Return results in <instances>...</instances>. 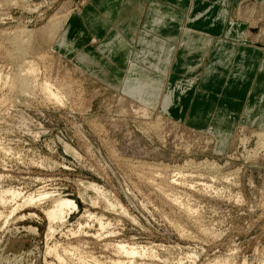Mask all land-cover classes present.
<instances>
[{"label":"rangeland","instance_id":"obj_1","mask_svg":"<svg viewBox=\"0 0 264 264\" xmlns=\"http://www.w3.org/2000/svg\"><path fill=\"white\" fill-rule=\"evenodd\" d=\"M143 1L148 11L142 23L148 30L134 35L119 31L122 38L115 32L109 45L100 40L105 32L99 24L88 25L95 13L93 8L82 11L88 0H0V190L20 195L1 192L0 264H264V137L257 135L263 132L258 122L248 117L264 120V0H205L215 6L214 13L194 10V0ZM222 5L227 19L215 31L209 27H218ZM62 12L70 13L63 27L70 24L71 29L64 45L58 43L57 26L49 24L64 20ZM129 19L138 21L134 13ZM142 35L146 42L141 43ZM246 36L256 44L246 43ZM80 52L89 54L98 76L77 63ZM163 58L166 64L156 63ZM207 67L211 76L205 80ZM102 68L118 90L101 80ZM16 70L24 75L17 77ZM48 80L58 101L42 90ZM201 85L205 91L197 93ZM179 87L191 96L172 100L168 107L180 140L174 149L156 138L150 122L161 116L157 110L163 91ZM141 91L150 109L142 116L126 115L119 97L129 94L131 102L145 108L137 102ZM208 130L232 138L222 146ZM27 195L33 202L23 199ZM59 196L76 208L65 209L53 223L45 212ZM121 243L141 249L131 256L116 250Z\"/></svg>","mask_w":264,"mask_h":264},{"label":"bare ground","instance_id":"obj_2","mask_svg":"<svg viewBox=\"0 0 264 264\" xmlns=\"http://www.w3.org/2000/svg\"><path fill=\"white\" fill-rule=\"evenodd\" d=\"M83 1H85V0H83ZM228 1L229 0H221V3H227L228 4ZM84 3V2H83ZM67 4H68V2H67ZM226 5V4H225ZM159 8V7H158ZM215 9V6H212L210 9H208V12L209 11H211L212 9ZM66 9H68L67 7H66ZM65 9V10H66ZM214 9H213V11H212V13H214ZM238 9H239V12H238V16H240V13L242 12V11H240L241 9H242V7H240V5L238 6ZM264 9V8H263ZM69 10V9H68ZM73 10V9H72ZM62 11V10H61ZM60 11V12H61ZM70 12V11H69ZM66 13V14H64L63 12V18H64V20H60V21H58L59 19H57V21H55L54 20V22H49V24L50 25H52V27H55L56 28V26H57V28H58V30H57V37H58V43L60 44V45H64L65 43H66V41H67V37H68V34H69V29H70V24H67L65 27H63V25H64V21H65V19H67L68 18V16H70V13ZM219 14H218V16H219V18H218V20H217V22H220L219 23V25H218V27L217 28H215V24H214V28H212L213 30H217L219 27H220V25H221V23H223L224 21H226V19H227V14H228V11H227V9L225 8V6H223L222 5V9L218 12ZM61 14V13H60ZM55 15V14H54ZM62 15V14H61ZM57 16V15H56ZM58 17V16H57ZM241 17V16H240ZM54 18V17H53ZM56 19V18H55ZM61 19V18H60ZM53 21V20H52ZM229 21H230V19H229ZM245 21V20H244ZM56 22V23H55ZM216 22V23H217ZM238 22V21H237ZM48 24V27H51L50 25ZM44 25V24H43ZM260 26V25H259ZM262 26V25H261ZM44 27V26H43ZM212 27H213V25H212ZM46 28V27H45ZM49 29V28H48ZM54 29V28H53ZM23 30H25V31H28L29 32V35H31L30 34V30H27V29H23ZM23 30H22V33H23ZM39 30V29H38ZM46 30V29H45ZM43 31V30H42ZM19 32H21V29L19 30ZM37 32V31H36ZM39 32H41L40 30H39ZM32 33V32H31ZM44 33V32H43ZM54 33H56V32H54ZM17 34H18V32H17ZM47 34V33H46ZM51 34V33H50ZM23 35V34H22ZM27 35V34H26ZM208 35V34H207ZM20 36H21V34H20ZM20 36H18V37H20ZM32 36V35H31ZM45 36V35H44ZM117 36V35H116ZM28 37H30V36H28ZM42 37V36H41ZM122 37V36H121ZM24 38V37H23ZM17 39V38H16ZM20 39H21V37H20ZM27 40L26 41H28V38H26ZM31 39H32V37H31ZM55 39V38H54ZM78 39H80V38H78ZM254 39V37H252V36H246L245 37V39H243L246 43H249V45H251V46H254L256 43H255V40H253ZM256 39V38H255ZM19 40V39H18ZM17 40V41H18ZM212 40V39H211ZM14 41H16V40H14ZM21 42H23L24 43V39L22 40H20ZM54 41V40H53ZM19 42V41H18ZM29 42H30V39H29ZM85 42V41H84ZM99 42V41H98ZM120 46L121 47H125V44H123V41L120 39ZM207 42L208 43H210V39L208 40L207 39ZM239 42V41H238ZM257 42V41H256ZM15 43V42H14ZM17 43V42H16ZM26 43H28V42H26ZM53 43V42H52ZM29 44V43H28ZM27 44V45H28ZM44 44V43H43ZM15 45H19V43L18 44H15ZM21 45V47L20 48H22V44H20ZM19 45V46H20ZM30 45V44H29ZM111 45V44H110ZM18 46V47H19ZM240 46H241V48H243V49H246V47L245 46H248V45H245V44H240ZM18 47H17V49H18ZM84 47V46H83ZM109 47H111V46H109ZM16 48V47H15ZM19 48V49H20ZM28 48H29V46H28ZM32 48V47H31ZM254 48V47H253ZM23 49H25V48H23ZM70 49V48H69ZM112 49V48H111ZM249 49V48H248ZM14 50V49H13ZM250 50H252V51H254L255 52V50H253V49H250ZM22 51H24V50H22L21 49V52ZM56 51V50H55ZM11 53H12V51H10ZM16 52V51H15ZM20 52V53H21ZM31 52V51H30ZM42 52V51H41ZM79 52V51H78ZM77 52V53H78ZM257 52V51H256ZM19 53V52H18ZM107 54V53H106ZM114 54V56H117L118 55V52H115V53H113ZM131 54V53H130ZM255 54V53H254ZM256 55V54H255ZM129 56V55H128ZM11 57V56H10ZM18 57V56H17ZM104 57V56H103ZM19 58H20V56H19ZM43 58V57H42ZM70 60V59H69ZM20 61H21V58H20ZM76 61H77V63L78 64H80L85 70H87L88 72H91L92 74H94L95 76H98L97 74H95V71H92L91 70V68H90V64H94V61L92 60V58L89 56V54H87V53H85V52H80L78 55H77V58H76ZM32 62V61H31ZM30 62V63H31ZM128 62H131V58H129V61ZM25 63V62H24ZM27 64H29V62H27ZM97 64V63H96ZM95 64V65H96ZM20 65V64H19ZM21 65H22V63H21ZM23 66V65H22ZM25 66V65H24ZM23 66V68H27V66H25L24 67ZM30 66H31V64H30ZM32 67H34L33 65H32ZM32 67H28V70L29 71H34L33 70V68ZM260 68H261V70H264V60L261 62V64H260ZM19 69L20 70H22L21 68H20V66H19ZM119 69V68H118ZM94 70V69H93ZM17 71V70H16ZM26 71V70H25ZM17 72H19V73H14L15 75H17V74H21L22 76L24 75V74H22V73H20V71H17ZM23 72V71H22ZM35 72V71H34ZM108 70H107V68L106 69H104V68H102L101 69V73H102V76L103 77H101V80L105 83V84H108L109 86H113V89H115V90H118L119 89V86L118 85H112L111 83H109L107 80V78L108 77H106L107 76V74H108ZM205 72V75H204V79L206 80V79H208L211 75H210V73H211V70H210V67L208 68H206V70L204 71ZM24 73H28V71H26V72H24ZM32 73V72H31ZM29 74V73H28ZM28 74L26 75V77H28ZM33 74V73H32ZM12 75V74H11ZM11 75L10 76H7V77H10V78H12L11 77ZM36 75V74H35ZM18 76H20V75H17V77ZM21 76V77H22ZM201 76V75H200ZM199 76V77H200ZM17 77H16V79H17ZM30 77H34V76H30ZM29 77V78H30ZM10 78H6V80L7 79H10ZM13 78H14V80H13ZM13 78L11 79L12 81H16V83H17V80L15 79V77L13 76ZM25 78V77H24ZM24 78L22 77V79H21V81L22 80H24ZM34 78H38L37 76L36 77H34ZM87 79V78H86ZM89 79H90V77H89ZM188 79H189V77H188ZM26 80V79H25ZM29 80V79H28ZM31 80H34L33 78H31ZM43 80H45V79H43ZM42 80V81H43ZM72 80V79H71ZM74 80V79H73ZM78 80V79H77ZM11 81V83L12 84H14L13 82ZM19 81V80H18ZM82 81V80H81ZM196 81V80H195ZM9 82H10V80H9ZM9 82H7L6 81V83H9ZM23 82V81H22ZM35 82H36V79H35ZM75 82H76V80H75ZM80 82V81H79ZM78 82V83H79ZM208 82V81H207ZM4 83V82H3ZM21 83V82H20ZM20 83H18L17 85H19ZM23 83H25V82H23ZM33 83H34V81H33ZM37 84H38V82H36ZM41 83V82H40ZM55 83V82H54ZM83 83V82H82ZM11 84V85H12ZM25 84H27V83H25ZM56 84V83H55ZM61 84H65L64 86L66 87V82L65 83H61ZM76 84H77V82H76ZM95 84V83H94ZM111 84V85H110ZM144 84V83H143ZM9 85V84H8ZM28 85V84H27ZM41 85V84H40ZM58 85V84H57ZM61 86V87H64V86ZM78 85V84H77ZM82 85V84H81ZM145 86H146V83L144 84ZM262 85V84H261ZM15 86V85H14ZM19 86H21V85H19ZM23 87V89H25V90H27L26 88H28V87H30L29 85H28V87L26 86V88H25V86H24V84L22 85ZM38 86V85H37ZM68 86V85H67ZM79 86V85H78ZM9 87H11L10 85H9ZM17 87V86H16ZM52 85L49 83V80L48 81H46V82H44L43 83V85H42V90H44L45 92H46V94H48V96L47 97H50L51 99H55V100H59L60 99V95L59 94H57L56 92H53L51 89H52ZM60 87V86H59ZM60 87V88H61ZM205 86L204 85H201V88H199V90H198V92L197 93H200V92H203V91H205V90H201L202 88H204ZM13 88V87H12ZM11 88V89H12ZM15 88V87H14ZM22 88H19V89H21V90H23ZM41 88V87H40ZM59 88V89H60ZM110 88V87H109ZM146 88V87H145ZM10 89V88H9ZM29 89V88H28ZM35 89V88H34ZM57 89V88H56ZM63 89V88H62ZM111 89V88H110ZM31 90V89H30ZM100 90V89H99ZM115 90H113V91H115ZM135 90H138V89H135ZM13 91V90H12ZM14 91H15V89H14ZM28 91V90H27ZM25 92L26 94H29L28 92ZM32 91H33V89H32ZM43 91V92H44ZM61 91V90H60ZM59 90H58V92H60ZM97 90H95V92H96ZM138 91H140V90H138ZM23 92V91H22ZM30 92V91H29ZM25 93H23V94H25ZM61 93V92H60ZM64 93V92H63ZM63 93H61L62 94V96L64 95ZM82 93V92H81ZM98 93V92H97ZM192 93H195V95H196V92H191V94ZM31 94H32V92H31ZM37 94V93H36ZM137 94H139L140 95V100H138L137 99V102L139 101L143 106H145V108H143L141 105H138V104H134L133 102H131L130 101V98H129V94H127V95H123V96H121V97H119L120 98V104H121V110H122V108H123V111H125V114L127 115V114H129V115H132L133 116V114L134 113H139L140 115L141 114H143L144 113V110L145 109H147V108H149L150 109V106H148V104H146V103H144L145 101L144 100H142V97H143V92L141 91V92H137ZM230 94V93H229ZM41 95V94H40ZM262 98H264V88H263V92H262ZM46 96V95H45ZM82 96V95H81ZM94 96H95V94H94ZM135 96V95H134ZM189 96H191L190 95V93H186L185 92V90H183V88L181 87H179V90L178 91H176L175 90V88L174 89H170V90H168V91H163V97H162V99H161V103H160V105H159V107H158V112L159 113H161V116L159 117V116H157V118H155V121H152V122H150V125H151V123L153 124L152 126H154V133L156 134V138L160 141V142H162V143H166L167 144V146L169 145V147H174L178 142H180V140L179 139H177V135H176V132H175V128H176V124H177V122H174V121H172V120H174V118H173V114H171L170 113V111H168V107H169V105H171V104H173L174 103V101H172V100H175L176 102L178 101V98L180 97V98H182V100H185L186 98H188ZM194 96V95H193ZM229 96V95H228ZM227 96V97H228ZM238 96V95H237ZM64 98H65V96H63ZM91 97V96H90ZM89 97V98H90ZM40 98V97H39ZM83 98V97H82ZM119 98H118V100H119ZM239 98V97H238ZM248 98V97H247ZM237 99V98H236ZM239 99H241V98H239ZM17 100V99H16ZM47 100H49V102H50V99H48L47 98ZM66 100V99H65ZM61 101V100H60ZM67 101V100H66ZM81 101H82V99H81ZM52 102H54V100L52 101ZM56 102V101H55ZM62 102V101H61ZM61 102H59V103H61ZM90 102V101H89ZM196 102H197V100H196ZM58 103V102H57ZM88 103V102H87ZM92 103V102H91ZM118 103V102H117ZM186 103V102H185ZM200 103V102H199ZM62 104V103H61ZM60 104V105H61ZM83 104V103H82ZM90 104V103H89ZM88 104V107L90 106ZM180 104H182V102H180ZM194 104V103H193ZM198 104V103H197ZM196 104V105H197ZM64 105V104H63ZM195 105V104H194ZM193 107V106H192ZM86 108H87V106H86ZM172 108H174V106H172ZM154 109V108H153ZM120 110V111H121ZM249 109L248 108H246V112L248 111ZM119 111V112H120ZM147 112V111H146ZM149 112H151V111H149ZM149 112H147V113H149ZM154 113H155V111H154ZM248 113V112H247ZM118 114V113H117ZM122 114V113H121ZM120 114V115H121ZM124 114V115H125ZM197 114V113H196ZM119 115V114H118ZM134 116H136V115H134ZM142 116V115H141ZM140 116V117H141ZM162 116H165V118H163ZM249 118H250V121L251 122H258V124H259V126H260V128H261V130L263 131V132H258V136H259V138L260 137H264V120L262 121V119L259 121V119H258V117L257 116H254V115H249L248 116ZM247 117V118H248ZM138 118V117H137ZM136 118V119H137ZM92 119V118H91ZM149 119V118H148ZM164 119H167V120H165L164 121ZM153 120V119H152ZM194 120H197V117H194ZM95 121V120H94ZM140 121V120H139ZM144 121V120H143ZM148 121V120H147ZM146 122V121H145ZM166 122V123H165ZM188 123H189V125L192 123V121H191V118L189 119V121H188ZM95 124V123H94ZM140 124V123H139ZM145 124V123H144ZM148 124V123H147ZM141 125L143 126V124L141 123ZM146 125V124H145ZM182 125H183V123H182ZM182 125H180V126H182ZM98 126V125H97ZM99 126H101L100 125V123H99ZM148 126V125H147ZM151 126V127H152ZM167 126V127H166ZM102 127V126H101ZM146 127V126H145ZM143 128H144V126H143ZM149 128V127H148ZM145 129V128H144ZM179 130V129H178ZM210 130V129H209ZM208 130V131H209ZM194 131V130H193ZM105 132L107 133V131L105 130ZM104 132V133H105ZM146 132V131H145ZM150 132V131H149ZM149 132H147V133H149ZM197 132V131H196ZM217 132V131H216ZM223 132V131H222ZM255 132V131H254ZM208 133H210L211 134V136H213L215 139H217V137H219L220 138V140H221V142L223 143L222 144V146L223 145H225L226 146V144H228V142L230 141V139L232 138L231 137V133H214L213 131H209ZM257 133V132H256ZM150 134V133H149ZM193 134V133H192ZM253 134H255V133H253ZM181 135V134H180ZM210 136V135H209ZM152 137V136H151ZM183 137V136H182ZM192 138H193V136H192ZM196 138V137H195ZM214 138L212 139V140H214ZM252 138H253V136H252ZM183 139V138H182ZM208 139V138H207ZM241 139V138H240ZM247 139V138H246ZM246 139H242V140H246ZM184 140V139H183ZM182 140V141H183ZM242 140H240V141H242ZM261 140V139H260ZM187 141V140H186ZM256 141H258V140H256ZM213 142V141H212ZM244 142V141H243ZM246 142V141H245ZM245 142H244V144H245ZM115 143V142H114ZM186 143V142H185ZM188 143H189V140H188ZM210 143V142H209ZM240 143H242V142H240ZM259 143V142H258ZM261 143V142H260ZM159 144V143H158ZM179 144V143H178ZM177 144V145H178ZM206 144V143H205ZM263 144H264V142H263ZM180 145V144H179ZM181 145H182V143H181ZM209 145V144H208ZM240 145V144H239ZM259 145V144H258ZM261 145H262V143H261ZM111 146V145H110ZM164 146V145H163ZM183 146H184V144H183ZM183 146H181V147H183ZM188 146V145H187ZM187 146H186V148H187ZM194 146V145H193ZM193 146H191L192 148V150H193ZM224 146V147H225ZM229 146V145H228ZM227 146V147H228ZM177 147H180V146H177ZM210 147V146H209ZM241 147V146H240ZM184 148V147H183ZM188 148H189V146H188ZM195 148H196V146H195ZM263 148V147H262ZM174 149H175V147H174ZM173 149V150H174ZM177 149H179V148H177ZM181 149V148H180ZM205 149H207V148H205ZM210 149V148H209ZM261 149V148H260ZM172 150V151H173ZM182 150V149H181ZM184 150V149H183ZM188 150V149H187ZM113 151V150H112ZM196 151H197V149H196ZM206 151V150H205ZM224 151V150H223ZM178 152V151H177ZM181 152V151H180ZM194 152V151H193ZM200 152V151H199ZM204 152V151H203ZM208 152H209V150H208ZM174 153V152H173ZM176 153V152H175ZM179 153V152H178ZM177 153V154H178ZM192 153V152H191ZM199 154V153H198ZM197 154V155H198ZM204 154V153H203ZM209 154V153H208ZM215 154V153H214ZM112 155H114V154H112ZM213 155V154H212ZM227 155V154H226ZM115 156V155H114ZM215 156V155H214ZM226 158V157H225ZM230 158H232V157H230ZM236 158V157H235ZM40 161V160H39ZM212 161V160H211ZM215 161V160H214ZM138 162V161H137ZM228 162V161H227ZM140 163V162H139ZM144 163V162H143ZM184 163V162H183ZM190 163H192V162H190ZM212 163V162H211ZM210 163V164H211ZM148 164V163H147ZM187 164H188V162H187ZM200 164V163H199ZM203 164V163H202ZM201 164V165H202ZM206 164H207V162H206ZM208 164H209V162H208ZM207 164V165H208ZM209 164V165H210ZM149 165V164H148ZM205 165V164H204ZM215 164L213 163V166H214ZM131 166V165H130ZM142 166V165H141ZM145 166V165H144ZM178 166V165H177ZM186 166H188V165H186ZM196 166H197V164H196ZM212 166V164L210 165V167ZM215 166H217V165H215ZM152 167V166H151ZM185 167V166H184ZM206 167H208V166H206ZM209 167V168H210ZM219 167V166H218ZM147 168V167H146ZM148 168H150V167H148ZM155 168V167H154ZM154 168L152 169H150V170H154ZM176 168V167H175ZM188 168V167H187ZM212 168V167H211ZM213 169H216V168H214L213 167ZM150 170H149V173H150ZM178 170H179V168H178ZM198 170V169H197ZM219 170V169H218ZM236 170V169H235ZM210 171V170H209ZM181 172V171H180ZM175 173V172H174ZM154 174V173H153ZM155 174H157V173H155ZM159 174V173H158ZM176 174H178V173H176ZM180 174V173H179ZM178 174V175H179ZM184 174V173H183ZM159 175H161V174H159ZM181 175V174H180ZM179 175V176H180ZM185 175V174H184ZM149 176V175H148ZM172 176V175H171ZM177 176V175H176ZM222 176V175H221ZM182 177V176H181ZM225 177V176H224ZM227 177V176H226ZM215 178V177H214ZM222 178V177H221ZM163 179V178H162ZM159 180H160V178H159ZM172 180V179H171ZM175 180H177V179H175ZM225 180V179H224ZM227 181H228V179H226ZM153 181V180H152ZM174 181V180H173ZM172 181V182H173ZM88 182V181H87ZM162 182V181H161ZM165 182V181H164ZM149 183H150V181H149ZM177 184H179V183H177ZM183 184V183H182ZM186 184V183H185ZM180 186H181V184H179ZM184 185V184H183ZM91 186H93V184L91 185ZM161 186V185H160ZM173 186V185H172ZM185 186V185H184ZM156 187H159V186H157L156 185ZM164 187H166V186H164ZM190 187H192V186H190ZM12 189V188H11ZM39 189V188H38ZM93 189H96V188H94V186H93ZM98 189V188H97ZM158 189H161V187L160 188H158ZM2 190H4V189H2ZM99 190V189H98ZM162 190L163 189H161L160 191H161V193L163 194V196L165 195V192H162ZM168 190V189H167ZM41 191V190H40ZM96 191V190H95ZM163 191H165V190H163ZM2 191L0 190V193H1ZM43 192V191H42ZM97 192V191H96ZM100 192V191H99ZM168 192V191H167ZM2 193H9V194H11V196L13 197V196H16V197H18V196H20V195H18V193L16 192V190H5L4 192H2ZM0 194V202L2 203L3 201H4V197H5V194H4V197H3V194ZM44 193H46V192H44ZM101 193V192H100ZM20 194V193H19ZM41 194V193H40ZM43 194V193H42ZM168 194H169V192H168ZM176 194V193H175ZM174 194V195H175ZM29 195V194H28ZM27 195V196H28ZM34 195V194H33ZM38 196H39V194H37ZM48 195V194H47ZM98 195V194H97ZM172 195V194H171ZM9 196V195H8ZM31 196V195H30ZM30 196H28L27 198H25V197H23V199H25V201L26 202H29V201H32L33 202V198L32 197H30ZM38 196H36L37 198H39ZM42 196V195H41ZM52 196V195H51ZM110 196V195H109ZM165 196H167V194L165 195ZM168 196H170V195H168ZM173 196V195H172ZM36 197H35V199H36ZM46 196H44L43 198H45ZM102 197H104V196H102ZM171 197V196H170ZM169 197V198H170ZM174 197V196H173ZM173 197H171L170 199H173ZM95 198H97L96 196H95ZM167 198V197H166ZM179 198V197H178ZM177 198V199H178ZM8 199V198H7ZM23 199H22V201H23ZM92 198H90V200H91ZM100 199V198H99ZM99 199H96L97 200V202H98V200ZM104 200H105V198H103ZM102 199V204H104V200ZM113 199V198H112ZM11 200V199H10ZM93 200V199H92ZM175 200H176V196H175ZM175 200H174V202H175ZM9 201V200H8ZM13 201V200H12ZM40 201V200H39ZM177 201H179V200H176V202ZM32 202H30V203H32ZM175 202V203H176ZM180 202H181V200H180ZM179 202V203H180ZM24 203V202H23ZM108 203V202H107ZM106 203V204H107ZM28 204V203H27ZM98 204V203H97ZM177 204V203H176ZM4 205V204H3ZM20 205H23L22 204V202H21V204ZM25 205V204H24ZM105 205V204H104ZM110 205V204H109ZM181 205H183V203H181ZM19 206V205H18ZM99 206V205H98ZM108 206V205H107ZM17 207V206H16ZM103 207V209H104V207L105 206H102ZM109 207V206H108ZM107 207V208H108ZM184 207V206H183ZM182 207V208H183ZM3 208V207H2ZM74 208H76V204L73 202V201H71V200H69V199H66V198H63V197H61V196H59V197H57V198H55L54 200H53V205H52V207L49 209V210H46L47 212H45V214L47 215V218H48V220H55L56 221V219H57V221H59L60 219H62V217L64 216L63 214H64V210L65 209H70V211H71V209L72 210H74ZM106 208V207H105ZM106 208V209H107ZM187 208V207H186ZM185 209V208H184ZM191 209H193L192 207H191ZM15 210V209H14ZM109 210V209H108ZM115 209H113V211H114ZM189 210V209H188ZM195 210V209H194ZM67 211V210H66ZM189 211H191V210H189ZM69 212V211H68ZM115 212V211H114ZM192 212V211H191ZM67 212H65V214H66ZM117 213V212H116ZM186 213V212H185ZM87 214V213H86ZM190 214V213H189ZM88 215V214H87ZM0 216H1V213H0ZM3 216V215H2ZM91 216V215H90ZM89 216V217H90ZM193 216V215H192ZM92 218V217H91ZM59 219V220H58ZM98 219V217L96 218V220ZM101 218H99L98 220H100ZM108 219V218H107ZM95 220V219H94ZM53 222V221H52ZM99 222V221H98ZM54 223V222H53ZM101 223H102V220H101ZM100 222L98 223V225H100L101 224ZM106 224H110L109 222H107ZM49 226H52V225H49ZM107 226V225H106ZM100 227V226H99ZM103 227V225L101 224V228ZM48 228H50V227H48ZM52 228H54V227H52ZM51 228V229H52ZM104 228V227H103ZM182 229V228H181ZM53 230V229H52ZM52 230H49L48 229V231H52ZM102 230H104V229H102ZM47 231V232H48ZM56 231V230H55ZM82 231V230H81ZM49 232V233H50ZM111 232V231H110ZM183 232V231H182ZM97 233V232H96ZM108 233V232H107ZM112 233V232H111ZM111 233H109V234H111ZM51 234V233H50ZM98 234V233H97ZM100 234V233H99ZM109 234H107V235H109ZM101 235V234H100ZM112 235H113V233H112ZM50 236V235H49ZM48 236V237H49ZM73 236V235H72ZM99 238V237H98ZM120 243V242H119ZM122 244V243H121ZM115 245L114 247H117V251L118 250H120V251H123V252H125V253H128V254H130L131 256H133V254L135 255V253L139 250L140 251V249H141V247L138 249V250H135V249H133V248H130L129 246H123L124 244H122V245ZM127 244V243H126ZM59 245V244H58ZM127 245H129V244H127ZM54 247V246H53ZM71 247V246H70ZM113 247V246H112ZM129 247V248H128ZM137 247V246H136ZM59 249V247H56V249ZM147 248V247H146ZM47 249H49V248H47ZM53 249V248H52ZM52 249H50V250H52ZM63 251H65L64 250V247L63 248H61ZM73 249V248H72ZM137 249V248H136ZM77 250V249H76ZM114 251V252H116L117 253V251ZM143 250H145V249H143ZM142 250V251H143ZM55 251V250H54ZM62 251V252H63ZM68 251V250H67ZM78 251V250H77ZM120 251L118 252L119 254H120ZM141 251V252H142ZM153 251V250H152ZM47 252H48V250H47ZM72 252V251H71ZM122 252V253H123ZM147 252V251H146ZM48 253H50V252H48ZM52 253H54V252H52ZM64 253V252H63ZM67 253H69L70 254V252H66L64 255H66ZM74 253H76V252H74ZM80 253V252H79ZM140 253V252H139ZM55 254V253H54ZM68 254V255H69ZM145 254V256H147L146 255V253H144ZM149 254H152V253H150L149 252ZM56 255V254H55ZM54 255V256H55ZM116 255V254H115ZM118 255V254H117ZM121 255V254H120ZM127 255V254H126ZM130 255H129V257H130ZM137 255H139V254H137ZM56 256H58V255H56ZM75 256V255H74ZM74 256H72V258L74 257ZM79 256V255H78ZM80 256H82L81 254H80ZM140 256V255H139ZM138 256V257H139ZM149 256V255H148ZM151 256V255H150ZM189 256V255H188ZM192 256V255H191ZM59 257V260H62V257L61 256H58ZM58 257L56 258V259H58ZM83 257H84V255H83ZM123 257V256H122ZM137 257V258H138ZM141 257V256H140ZM139 257V258H140ZM194 257V256H193ZM75 258V257H74ZM73 258V259H74ZM85 258H86V256H85ZM118 258V257H117ZM127 258V257H126ZM132 258V257H131ZM149 258V257H148ZM69 259V258H68ZM70 259H71V257H70ZM69 259V260H70ZM91 259V258H90ZM127 259H129V258H127ZM64 260V259H63ZM62 260V261H63ZM72 260V259H71ZM75 260H79V259H77V258H75ZM81 260H82V258H81ZM133 260V259H132ZM132 260H131V262H132ZM83 261H85V260H83ZM92 261V260H91ZM121 260H118V262H116V263H118L119 264V262H120ZM127 261V260H126ZM220 261V260H219ZM58 262V261H57ZM71 262V261H70ZM74 262V261H73ZM78 262V261H77ZM97 262V261H96ZM95 262V263H96ZM122 262L123 261H121V264H122ZM125 262V261H124ZM123 262V263H124ZM130 262V261H129ZM216 262H218V261H216ZM222 262V264H223V261H221ZM64 263V262H63ZM84 263V262H83ZM115 263V262H114ZM133 263V262H132ZM210 263V262H209ZM219 263V262H218ZM225 263V262H224ZM51 264V263H50ZM68 264V263H67ZM74 264V263H73ZM77 264H79V263H77ZM144 264V263H143ZM208 264V263H207Z\"/></svg>","mask_w":264,"mask_h":264},{"label":"crops","instance_id":"obj_3","mask_svg":"<svg viewBox=\"0 0 264 264\" xmlns=\"http://www.w3.org/2000/svg\"><path fill=\"white\" fill-rule=\"evenodd\" d=\"M143 2H144L143 0H88V4L84 6V10L82 11H85L86 9H89V8L94 9V12H95L94 18L92 22H90V24L88 25L91 26V25L99 24L102 27L103 31L105 32L104 37L100 39L101 42H107L110 45V44H114L115 42V39L113 37V33L115 32L120 38H122L121 37L122 34L118 33L119 31H122V32L131 31L132 34L134 35V32L136 31H143L144 29L148 30L147 28L149 26L145 25L147 27L146 28L144 26L145 23H142V18L145 14L147 15V11H148L147 8L145 10L144 8L145 4ZM210 4L211 2H206L205 0H194L192 2V8L194 10H201L204 8L208 10L211 8ZM114 6L123 7V10L117 12V10L115 11ZM157 6H158V3H157ZM133 13L137 15L138 17L137 19L138 21L134 23L129 19V17H131ZM209 28H214V27L211 26ZM181 30H182V27H181ZM70 31L71 29H69V32ZM140 40L142 43V42H146L147 39L146 37H144V35H142ZM164 40H167V39H164ZM123 44L125 43L123 42ZM163 59L156 63L163 62L164 64H166L167 61L165 60V58ZM160 92L161 91L158 92V95L161 94Z\"/></svg>","mask_w":264,"mask_h":264}]
</instances>
